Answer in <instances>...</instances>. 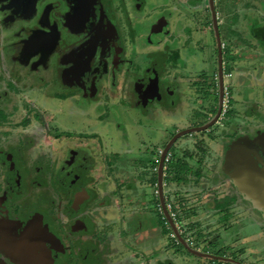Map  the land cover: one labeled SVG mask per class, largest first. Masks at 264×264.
Returning a JSON list of instances; mask_svg holds the SVG:
<instances>
[{
	"label": "flooded vegetation",
	"instance_id": "flooded-vegetation-1",
	"mask_svg": "<svg viewBox=\"0 0 264 264\" xmlns=\"http://www.w3.org/2000/svg\"><path fill=\"white\" fill-rule=\"evenodd\" d=\"M182 1L186 5L181 6L192 8L184 12L190 17L198 7H207L204 12L212 27L218 26L221 18L218 9L223 11L227 4L221 6L220 0ZM158 2L159 6L151 0H0V120L4 116L0 121V264H114V259L124 258L122 249L116 250L121 243L108 230L111 223L102 224L94 218L91 201L95 196L86 178L94 158L90 147L70 146L63 138L69 137L67 131L59 128V123L45 124L49 126L46 129L39 126V138L23 134L27 129L16 122L12 124L9 116L16 112L17 98H24L25 110L40 118L43 112L65 110L55 98L83 108L79 103L81 93L84 100L97 101L98 114H116L132 102L134 106L136 95L145 115L150 105L159 106L166 94L172 96L173 92L163 81V55L157 56L170 49L168 40L177 27H185L186 20L171 16L172 8L178 9L176 16L182 11L172 1ZM139 19L144 21V30L155 35L153 39H160L156 47L162 46V50L153 48L141 53L136 49L133 38L138 35ZM259 32L256 30L254 36L263 39ZM216 33L220 47L223 34L219 28ZM226 46L221 45V57ZM219 66L223 67L221 63ZM222 71L218 73L221 95L212 109L215 114L221 111L230 115L229 104L224 109L226 86L223 68ZM152 74L158 78V93L153 95L149 90ZM151 109L152 116L157 114L159 119L160 110ZM25 119L24 126H30L31 116ZM257 119V129L248 143L232 145L222 152L221 167L228 169L226 179L232 183L226 195L235 199L227 203V208L252 196L258 200L257 207L264 208V114L259 113ZM211 121L213 116L207 123ZM93 136H98L100 148L104 138ZM152 146L154 149L146 148L143 164L147 193L150 184L168 185L166 180L170 178L171 163L165 173L160 165L165 142ZM178 155L176 152L173 163L181 161ZM248 170L251 174L246 177ZM163 190L158 187L157 204ZM177 220L182 221L180 217ZM161 253L158 250L152 262L150 259L143 264H173L164 261ZM136 258L133 254L125 256V264H139Z\"/></svg>",
	"mask_w": 264,
	"mask_h": 264
},
{
	"label": "rangeland",
	"instance_id": "rangeland-1",
	"mask_svg": "<svg viewBox=\"0 0 264 264\" xmlns=\"http://www.w3.org/2000/svg\"><path fill=\"white\" fill-rule=\"evenodd\" d=\"M164 1H172L182 10L176 16L178 9L172 8L171 16L176 19L179 16L186 22L185 27H177L168 40L170 49L157 56L163 55L160 66L163 81L173 92L172 96L166 94L159 106L150 105L160 110L159 119L157 114L152 116L151 108L144 114L137 95L134 106L132 102L116 114L111 111L98 114L97 101L84 100L81 93L79 103H83V108L79 106V109L86 112L55 98L65 110L43 112L41 118L28 113L24 98H17V109L14 115L10 114L9 119H13L10 122L21 124L27 129L23 134L35 137L39 126L46 129L51 123H59V128L75 127L73 136L63 138L72 147L85 144L94 154L86 177L95 196L91 201L96 212L94 218L102 224L111 223L108 230L117 237L116 242L121 243L116 250L122 249L124 253L122 264H125V256L131 254L137 256L136 263L143 264L157 256L158 250L164 261L173 264H264V208L257 207L258 200L253 196L227 208V203L235 199L226 195L231 189L228 184L232 183L231 179H226L228 169L221 167L223 150L248 143L257 129V116L264 114V42L254 36L256 30L264 35V0H220L221 6L227 4L223 11L221 7L218 9L221 18L215 27L207 21V12H204L207 7H198L190 17L184 12L192 8L181 6L186 5L184 1ZM151 3L160 5L158 0ZM139 22L138 35L132 37L136 49L142 53L161 48L156 47L160 39H153L155 35L144 30L143 19ZM218 28L223 34L222 44L228 47V50L224 48L226 52L222 57V44L217 45ZM148 34L150 36L146 37ZM217 58L224 69V101H228L230 115H223L221 111L215 114L216 110L212 109L221 95L218 73L223 71ZM214 115L220 116L217 119ZM28 116L32 124L25 127ZM212 116L213 122L207 123ZM3 119L2 115L0 121ZM84 127L104 138L100 148L96 142L98 136L89 135L93 133L78 137ZM180 128H184L183 134L187 133L184 138H181L182 133H175ZM160 141L165 142L162 157L166 149L164 160L160 159L163 173L168 163L173 164L177 152L180 162L187 164V175L176 187L173 178L176 172L169 171L170 178L166 180L169 184L149 183L148 194L143 181L146 148L154 149L152 144ZM158 187L165 190L163 198H158L159 205L156 202ZM101 201L104 202L99 206ZM218 203L222 207H217ZM106 247L109 248V244ZM106 247L101 246V249L106 250ZM144 253L147 256H143ZM121 259H114V264H120Z\"/></svg>",
	"mask_w": 264,
	"mask_h": 264
},
{
	"label": "crops",
	"instance_id": "crops-1",
	"mask_svg": "<svg viewBox=\"0 0 264 264\" xmlns=\"http://www.w3.org/2000/svg\"><path fill=\"white\" fill-rule=\"evenodd\" d=\"M70 103H72L71 105L73 106V105H75V102H70ZM74 107V106H73ZM72 107V108H73ZM75 108H77V107H75ZM78 109V108H77ZM78 110H80V109H78ZM75 127H73V129H67V128H64L63 126H62V129H64V130H66L67 131V134H68V136L70 137V136H73L74 135V133H72V131H74L75 129H74ZM77 128H79V126L77 127ZM93 130V129H92ZM87 133H93V134H98V133H95V132H90V130H87L85 127L83 128V132H81L80 134H78L79 136L78 137H87ZM83 134H85V136H83ZM93 134H89V135H93ZM100 135V134H99ZM75 136H77V135H75ZM118 145H120L121 146V144H118ZM114 149V148H113ZM176 172V171H175ZM250 172H249V170H248V172H247V174H246V177H249L250 176ZM244 173L243 174H241V176H243L244 177ZM183 179H185V178H183ZM183 179H178L177 178V172H176V175H175V177H174V183H175V185H176V187H177V184L178 185H181V183H182V180ZM238 179V178H237Z\"/></svg>",
	"mask_w": 264,
	"mask_h": 264
},
{
	"label": "trees",
	"instance_id": "trees-1",
	"mask_svg": "<svg viewBox=\"0 0 264 264\" xmlns=\"http://www.w3.org/2000/svg\"><path fill=\"white\" fill-rule=\"evenodd\" d=\"M264 39V37H263ZM264 42V41H263ZM170 171H176L177 172V178L178 179H183L185 178L186 171H187V164H183L182 162H176L171 165ZM219 205V204H218Z\"/></svg>",
	"mask_w": 264,
	"mask_h": 264
},
{
	"label": "water",
	"instance_id": "water-1",
	"mask_svg": "<svg viewBox=\"0 0 264 264\" xmlns=\"http://www.w3.org/2000/svg\"><path fill=\"white\" fill-rule=\"evenodd\" d=\"M153 76H155V77H153ZM149 80H150L149 81V85H150V89L149 90L151 91V94L153 95V93H156V92L158 93V78H157V75L156 74H152L151 78ZM181 133L183 134L185 132L183 131ZM165 153H166V149H165V152L163 153L162 161L164 160ZM192 251H194V250L192 249Z\"/></svg>",
	"mask_w": 264,
	"mask_h": 264
},
{
	"label": "built area",
	"instance_id": "built-area-1",
	"mask_svg": "<svg viewBox=\"0 0 264 264\" xmlns=\"http://www.w3.org/2000/svg\"><path fill=\"white\" fill-rule=\"evenodd\" d=\"M224 105L227 107V101H225V104ZM167 160H168V158H167Z\"/></svg>",
	"mask_w": 264,
	"mask_h": 264
},
{
	"label": "bare ground",
	"instance_id": "bare-ground-1",
	"mask_svg": "<svg viewBox=\"0 0 264 264\" xmlns=\"http://www.w3.org/2000/svg\"><path fill=\"white\" fill-rule=\"evenodd\" d=\"M227 104H228V101H227ZM192 130H194V128L192 129ZM162 161V160H161ZM187 242H188V240H186Z\"/></svg>",
	"mask_w": 264,
	"mask_h": 264
}]
</instances>
